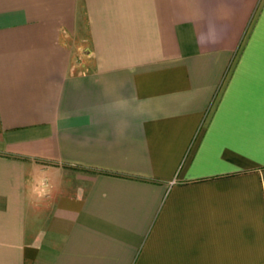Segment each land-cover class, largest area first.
<instances>
[{"label":"crops","instance_id":"1","mask_svg":"<svg viewBox=\"0 0 264 264\" xmlns=\"http://www.w3.org/2000/svg\"><path fill=\"white\" fill-rule=\"evenodd\" d=\"M0 264H264V0H0Z\"/></svg>","mask_w":264,"mask_h":264}]
</instances>
